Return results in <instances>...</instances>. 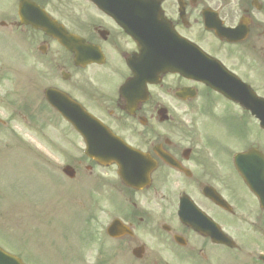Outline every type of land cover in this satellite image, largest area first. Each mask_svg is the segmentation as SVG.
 <instances>
[{
    "label": "flooded vegetation",
    "instance_id": "flooded-vegetation-1",
    "mask_svg": "<svg viewBox=\"0 0 264 264\" xmlns=\"http://www.w3.org/2000/svg\"><path fill=\"white\" fill-rule=\"evenodd\" d=\"M10 5L0 12V29L21 48L19 73L28 82L20 110L51 109L68 128L69 135L62 133L69 137L68 149L48 144L73 175L58 165L49 178L53 203L29 199L26 192L20 212L6 192L0 200V248L22 255L27 264H41L35 262L39 257L43 264L58 258L90 264L93 257L94 264H264V204L239 176L257 162L264 175V0ZM41 13L67 32L70 50L39 27ZM189 44L201 52L195 60H201L205 80L219 76V90L189 76ZM105 77H115L110 86ZM49 88L134 150L118 154L128 157L121 167L130 182L120 178L116 163L99 164L84 154L81 136L48 105ZM8 123L0 118V130ZM11 131L8 139L2 133L0 153L13 144L26 149L17 136L11 140ZM252 137L258 144L250 143ZM78 185L85 188L80 200ZM62 186L69 187L70 209L79 203L86 210L89 231L84 229L80 242L75 230L69 228V235L65 223H58ZM45 249L53 260L43 259ZM60 253L65 256L54 257Z\"/></svg>",
    "mask_w": 264,
    "mask_h": 264
},
{
    "label": "rangeland",
    "instance_id": "rangeland-1",
    "mask_svg": "<svg viewBox=\"0 0 264 264\" xmlns=\"http://www.w3.org/2000/svg\"><path fill=\"white\" fill-rule=\"evenodd\" d=\"M10 2L11 0H0V12H4L7 9L9 11L11 6ZM7 34L5 29H0V118L9 120L8 126L6 125L0 130V146L3 147L5 144V142L1 140L2 133L3 137L7 138V130L10 129L12 130L10 133L11 140L13 141L14 139L12 138L13 135L17 136L20 142H23L22 147L25 145L27 149L18 148L17 144H14L12 147H17L16 150L13 149L12 151L9 149L6 152L3 151L0 153V200L4 199L3 196L7 192L13 207L18 209V206L26 201V191L30 188H33V191L39 190L40 194H42L43 188H45L43 196L45 195L44 197L47 198L51 195L49 190L52 189V184L49 182L50 179L47 180V176H49L51 172L49 166L40 158L41 150H45L49 147V141L56 143L62 148L68 149L69 137L66 136L68 138L67 142V138H65V135L62 133L66 132L68 134V128L63 122L58 120L52 111L44 110L42 107L37 111L33 106L30 111L33 115L32 118L30 114L28 115V113H24L20 110L21 104H23L24 97L26 96L25 91L28 80L24 75L19 73L22 70L21 67H23V64L19 62V57L22 55L21 48L18 45H13V42L15 43L14 38L9 37ZM19 42H21L20 37L17 39L16 43ZM8 65L11 66V69H9ZM114 78L115 77H105L102 82L105 86H110ZM32 83L33 80L31 81V84ZM41 110L46 112L47 117H43L48 119V121H42V118H39L44 125L41 126L39 122H37L36 126L39 130L38 133H36L34 131V119L41 117L39 116ZM258 142L259 141L253 137L250 140V143L254 145L258 144ZM81 148L80 139L77 136L76 150L79 151ZM62 160L63 159H59V161ZM57 166L58 163L55 167ZM65 183L67 182H60L61 185ZM35 187L43 188L35 189ZM82 187V185H78L77 187L76 197L78 200L85 197V188ZM68 198L65 200L64 204H61L58 223L60 225L65 223L63 227L65 230L67 229L66 232L69 235L71 234V230H75L76 232L74 231V233L76 238L80 242L85 240L83 236L84 229L87 227L86 231H89L85 223V219L87 218L86 210L80 209L79 203L75 205L74 209L67 208ZM17 209H15V211H17ZM18 211L20 212L21 209H18ZM14 219H17V215L14 216ZM1 226L3 228L4 223H0V228ZM93 228L95 229V227ZM65 246H68V244H65ZM64 250L69 252V249L64 248ZM48 252L49 251L43 250V258L46 260H53L52 256L46 254ZM84 254H86V250ZM55 256L63 257L65 255L60 253L54 255V257ZM82 259L83 257L80 258V260ZM41 260L42 258L39 257V261L35 260V262L37 261L39 263ZM54 261L56 264H65L60 258Z\"/></svg>",
    "mask_w": 264,
    "mask_h": 264
},
{
    "label": "water",
    "instance_id": "water-1",
    "mask_svg": "<svg viewBox=\"0 0 264 264\" xmlns=\"http://www.w3.org/2000/svg\"><path fill=\"white\" fill-rule=\"evenodd\" d=\"M23 8H24L23 4H20L19 17L21 18V20H23L24 17L22 14ZM38 24L39 27L43 28L46 33L57 36V38L63 45H65L67 48H70L68 44L71 38L59 26H56L53 23V21H51L46 15L42 13L39 15ZM200 54L201 52L196 47L189 46L188 49L189 76L196 78L198 80H203L206 84L219 90L218 87L214 85L215 84L214 79L220 80L218 75H212L214 79H211V82L206 81L205 77L202 75L200 70L201 60L198 61L195 60V57L199 56ZM175 66L176 65H173L174 68ZM240 98L241 97L238 95L237 100L241 102ZM47 100L65 118H67L68 121H70L78 129V131L83 135L87 143V147L89 148L90 146H93L92 148H90V151L91 150L93 152H97V150L103 151L102 146H107L109 143H113L110 142L113 141L110 138L104 139L102 137V134H100L101 132H103L102 128L100 126H96L95 122H93V119L90 116L87 117L88 114H86L83 110L78 108L77 105L71 104L70 106L68 102L70 100H68V98H66L65 96L51 92L50 94L47 95ZM261 119L264 120V117H261ZM95 127H98L99 129L95 130ZM262 127H264V124L262 125ZM94 132L95 134H93ZM117 152L118 151H115V153ZM107 158H113V156L108 153ZM253 158H255V156H252V159ZM97 159L99 161L103 160L100 158ZM259 164H260L259 162L254 163L252 165L249 164L247 168H252V173L247 171L246 173L243 174L242 177L244 181L248 184V186L257 194L259 199L261 201H264V187H262V184L260 182V181L264 182V178H263V173L259 169L260 167ZM0 264H21V262L18 259H16L14 256L7 254L6 252L0 249Z\"/></svg>",
    "mask_w": 264,
    "mask_h": 264
}]
</instances>
